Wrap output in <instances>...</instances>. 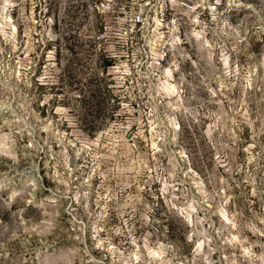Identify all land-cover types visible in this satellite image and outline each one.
<instances>
[{"label": "rangeland", "instance_id": "rangeland-1", "mask_svg": "<svg viewBox=\"0 0 264 264\" xmlns=\"http://www.w3.org/2000/svg\"><path fill=\"white\" fill-rule=\"evenodd\" d=\"M0 264H264V0H0Z\"/></svg>", "mask_w": 264, "mask_h": 264}]
</instances>
